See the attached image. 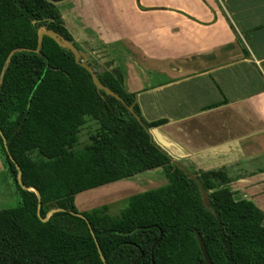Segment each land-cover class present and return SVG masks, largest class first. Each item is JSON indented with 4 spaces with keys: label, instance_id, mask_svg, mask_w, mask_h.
Returning a JSON list of instances; mask_svg holds the SVG:
<instances>
[{
    "label": "trees",
    "instance_id": "obj_1",
    "mask_svg": "<svg viewBox=\"0 0 264 264\" xmlns=\"http://www.w3.org/2000/svg\"><path fill=\"white\" fill-rule=\"evenodd\" d=\"M61 1L0 0V128L8 147L1 135L0 146L21 199L0 209V264H207L198 234L213 264H264V211L235 197L226 166L188 164L208 191L204 204L197 182L148 131L166 120L144 117L121 69L67 26ZM41 26L87 51L100 81L144 125L120 100L98 91L91 74L53 38L45 35L38 53L19 50L37 48ZM88 117L98 132L79 147ZM10 155L23 182L40 191V209L35 191L19 184ZM156 168L169 183L131 195L119 214L109 205L77 209L78 193ZM54 209L60 210L49 214Z\"/></svg>",
    "mask_w": 264,
    "mask_h": 264
},
{
    "label": "crops",
    "instance_id": "obj_2",
    "mask_svg": "<svg viewBox=\"0 0 264 264\" xmlns=\"http://www.w3.org/2000/svg\"><path fill=\"white\" fill-rule=\"evenodd\" d=\"M58 8L78 40L121 69L144 117L166 120L153 128L157 142L185 163L226 166L235 197L264 211V0H63ZM168 183L156 168L82 191L75 203L118 184L111 205H119Z\"/></svg>",
    "mask_w": 264,
    "mask_h": 264
},
{
    "label": "water",
    "instance_id": "obj_3",
    "mask_svg": "<svg viewBox=\"0 0 264 264\" xmlns=\"http://www.w3.org/2000/svg\"><path fill=\"white\" fill-rule=\"evenodd\" d=\"M47 35L51 38H53L56 43L58 45H60L61 47L63 48H66L68 50H70L73 54H74V57H75V61L83 66L90 74H91V77H92V80H93V83L95 84L96 88L98 91H101L103 90L106 94L108 95H111L113 97H115L116 99L120 100L126 107L127 109L134 115V117L138 120V122L141 124V125H144L142 119L140 118V116L135 112V110L133 109V107L131 105H129L125 100L124 98L119 95L117 92H115L114 90H112L110 87L106 86L105 84H103L100 79L98 78L94 68L87 62V59H88V53L86 51H83V50H79L76 45L70 41L69 39H67L64 35H62L60 32L54 30V29H49L47 28L46 26H41L38 30V46L37 48L35 49H31V48H21L19 50H31V51H35V52H40V49L42 48V45H43V39H44V36ZM13 54V52L11 53V55ZM148 131L153 135L154 133V129H151ZM0 135L2 136L3 140H4V144L6 146V148L8 147L7 146V139L2 131V129L0 128ZM153 139H154V136H153ZM155 140V139H154ZM156 142V141H155ZM158 146L165 152L167 153L170 158H171V161L177 165L180 169H182L186 174H188V176L192 179H194L198 186H199V189L201 191V194H202V197H203V202L205 205H208V200H209V195H208V191L206 190V188L203 186V184L201 183L199 177L193 173L183 162L180 161V158H178L176 155H173L172 153H170L166 148H164V146L162 144H160L158 142ZM11 159L15 162L16 166H17V169H18V182L19 184L21 185L22 188L24 189H27V190H33L35 191L37 197H38V208L40 209L41 207V193L40 191L33 187V186H27L22 178H21V168L20 166L17 164V162L14 160L13 156L10 155ZM56 210H60V209H54L52 210L49 214H51L52 212L56 211ZM75 215H78V216H81L83 218H85L87 220V222L89 223L88 219L83 215L81 214L80 212H73ZM46 220V218L44 219ZM95 239H96V236L94 234V232L92 231ZM198 239L200 241V245H201V250L203 252V255L205 257V260L207 262V264H213L212 261H211V258L201 240V237L200 235L198 234ZM96 242H97V239H96ZM97 245H98V242H97ZM99 247V245H98ZM99 250H100V247H99ZM101 251V250H100ZM102 259L104 260L105 262V258L103 255H101ZM106 263V262H105ZM107 264V263H106Z\"/></svg>",
    "mask_w": 264,
    "mask_h": 264
},
{
    "label": "rangeland",
    "instance_id": "obj_4",
    "mask_svg": "<svg viewBox=\"0 0 264 264\" xmlns=\"http://www.w3.org/2000/svg\"><path fill=\"white\" fill-rule=\"evenodd\" d=\"M104 60H106L104 58ZM89 123L82 127L81 132V141L82 146L86 144V142L90 141V136L92 133H97L98 124L95 120L88 117ZM1 144V143H0ZM81 147V145H79ZM118 184L112 185L107 188L106 191L96 190L93 192H87L85 196L88 198L86 201L80 203V206L77 209L80 212L91 210L93 208H98L104 205L110 206V213L117 215L120 211L127 205V200L121 201L119 205H111L112 201H115L119 197L117 196V188ZM20 196L17 191L16 185L14 183L13 178L8 172L4 164V159L1 153L0 146V209H8L14 208L18 206L20 203ZM112 206V207H111Z\"/></svg>",
    "mask_w": 264,
    "mask_h": 264
},
{
    "label": "flooded vegetation",
    "instance_id": "obj_5",
    "mask_svg": "<svg viewBox=\"0 0 264 264\" xmlns=\"http://www.w3.org/2000/svg\"><path fill=\"white\" fill-rule=\"evenodd\" d=\"M96 50V49H95ZM83 51H85V50H83ZM87 52V51H86ZM96 53H97V56H99V57H101V59H103L104 60V54L102 53V51H100V50H96ZM89 118H91V117H89ZM88 119V118H87ZM151 130V129H150ZM156 141V140H155ZM156 144L158 145V142L156 141ZM165 148V147H164ZM180 161L181 162H183L187 167H188V164H191L190 162H188V163H185L183 160H181L180 159ZM189 168V167H188ZM190 169V168H189Z\"/></svg>",
    "mask_w": 264,
    "mask_h": 264
}]
</instances>
